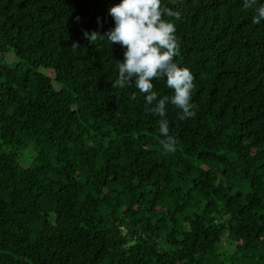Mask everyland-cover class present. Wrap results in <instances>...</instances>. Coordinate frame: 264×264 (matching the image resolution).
I'll use <instances>...</instances> for the list:
<instances>
[{
  "label": "trees",
  "instance_id": "16d2710c",
  "mask_svg": "<svg viewBox=\"0 0 264 264\" xmlns=\"http://www.w3.org/2000/svg\"><path fill=\"white\" fill-rule=\"evenodd\" d=\"M118 2L0 0V264H264L259 5L161 0L194 76L168 153L144 94L113 86L121 45L84 36Z\"/></svg>",
  "mask_w": 264,
  "mask_h": 264
},
{
  "label": "clouds",
  "instance_id": "9594fccd",
  "mask_svg": "<svg viewBox=\"0 0 264 264\" xmlns=\"http://www.w3.org/2000/svg\"><path fill=\"white\" fill-rule=\"evenodd\" d=\"M246 9L254 8L252 23L264 21V0H242ZM114 27L104 35L93 31L84 32L92 43L98 39L110 45L118 43L123 48V59L116 65L118 76L113 86L121 89L134 83L149 107L147 111L159 116L158 132L164 138L163 149L172 153L176 150V140L169 133L166 118L167 107L171 104L180 110V119L195 116L192 95L194 76L188 67L175 60L179 55L176 25L164 16L179 19V12L162 7L161 0H119L108 9ZM99 22V20H98ZM164 78L166 86L172 90L170 96L158 97L153 91V80ZM135 98V97H133Z\"/></svg>",
  "mask_w": 264,
  "mask_h": 264
},
{
  "label": "rangeland",
  "instance_id": "374dc122",
  "mask_svg": "<svg viewBox=\"0 0 264 264\" xmlns=\"http://www.w3.org/2000/svg\"><path fill=\"white\" fill-rule=\"evenodd\" d=\"M6 150H10V148L8 146L5 147ZM32 151V149H31ZM32 153L30 152V150H22L21 154H20V159L21 162L25 165V166H30L31 161H32Z\"/></svg>",
  "mask_w": 264,
  "mask_h": 264
}]
</instances>
